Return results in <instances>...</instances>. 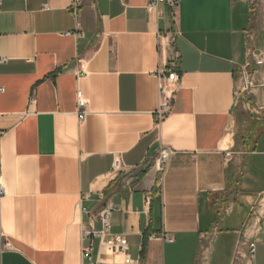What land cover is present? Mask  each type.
Here are the masks:
<instances>
[{
  "label": "crops",
  "instance_id": "obj_1",
  "mask_svg": "<svg viewBox=\"0 0 264 264\" xmlns=\"http://www.w3.org/2000/svg\"><path fill=\"white\" fill-rule=\"evenodd\" d=\"M172 1L0 2V264H124L110 204L134 264H264V0Z\"/></svg>",
  "mask_w": 264,
  "mask_h": 264
},
{
  "label": "built area",
  "instance_id": "obj_2",
  "mask_svg": "<svg viewBox=\"0 0 264 264\" xmlns=\"http://www.w3.org/2000/svg\"><path fill=\"white\" fill-rule=\"evenodd\" d=\"M2 0H0L1 2ZM167 4L170 9V15L173 17V20L176 22V13L179 7V4L176 2H173L172 0H154L152 4L150 5L151 9H154L158 7L161 4ZM165 39L169 38V35H166L164 37ZM5 60H0L1 62H4ZM264 60L260 59L259 64H263ZM242 78H243V87L240 91V98L244 100H249L248 92L253 87V79L250 76L247 69H244L242 72ZM159 94H161V104L156 112V121L161 122L165 120L172 112V105L175 98L176 93V87L180 83L181 78H179L178 74L175 71H169L168 74H163L159 76ZM77 97V108L79 112V120L84 121L85 119V112L83 110L86 108L87 102L85 97H83L82 91H77L76 94ZM170 154H172V151L168 150H161L159 153V158L157 160V165L159 166L160 170H164L166 167L169 159ZM227 157H231V154H227ZM118 167V166H117ZM6 195V191L4 188V184L2 182L1 176H0V200ZM117 210V207L113 204H110L106 206L104 209H102L100 212L96 213L95 215H90V229L85 230L83 232L84 239H96L98 238L100 240V246L104 249H106L107 252L110 254H119L124 256V264H134L133 260L131 259L129 255V246L126 241V239L123 236L113 235L111 234V221H112V214ZM98 219L101 222V229L95 230L94 228V222ZM153 238H157L154 236ZM172 242V241H170ZM255 244L251 245V253L253 254L255 252ZM83 256L85 261L88 264H103L102 262L96 261L94 259V244L93 242H90L88 245L83 247Z\"/></svg>",
  "mask_w": 264,
  "mask_h": 264
}]
</instances>
